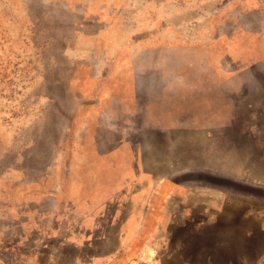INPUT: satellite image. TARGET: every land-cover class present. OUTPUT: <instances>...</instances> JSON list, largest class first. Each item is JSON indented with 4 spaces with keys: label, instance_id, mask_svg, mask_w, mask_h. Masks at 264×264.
I'll use <instances>...</instances> for the list:
<instances>
[{
    "label": "rangeland",
    "instance_id": "rangeland-1",
    "mask_svg": "<svg viewBox=\"0 0 264 264\" xmlns=\"http://www.w3.org/2000/svg\"><path fill=\"white\" fill-rule=\"evenodd\" d=\"M0 264H264V0H0Z\"/></svg>",
    "mask_w": 264,
    "mask_h": 264
}]
</instances>
